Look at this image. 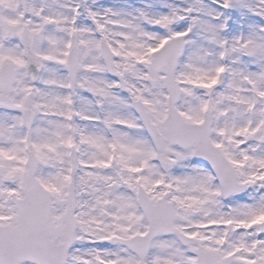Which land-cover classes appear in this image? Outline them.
Returning a JSON list of instances; mask_svg holds the SVG:
<instances>
[{
	"label": "snow or ice",
	"instance_id": "6c2138e0",
	"mask_svg": "<svg viewBox=\"0 0 264 264\" xmlns=\"http://www.w3.org/2000/svg\"><path fill=\"white\" fill-rule=\"evenodd\" d=\"M0 264H264V0H0Z\"/></svg>",
	"mask_w": 264,
	"mask_h": 264
}]
</instances>
